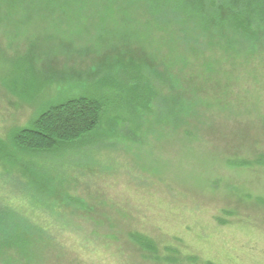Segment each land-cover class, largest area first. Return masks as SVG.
I'll use <instances>...</instances> for the list:
<instances>
[{
  "label": "rangeland",
  "instance_id": "1",
  "mask_svg": "<svg viewBox=\"0 0 264 264\" xmlns=\"http://www.w3.org/2000/svg\"><path fill=\"white\" fill-rule=\"evenodd\" d=\"M135 4H126L120 13L101 7L79 14L69 24L80 34L70 36L64 29L68 23L56 18L3 17L0 231L11 224L25 229L31 248L41 249L38 256L30 253V259L18 264H154L139 261L144 251L137 247L141 255L133 248L130 231L176 245L182 255L176 253L179 264H264V167L237 162L250 160L247 151L264 141V76L261 84L253 79L248 83L243 76L228 96L233 109L217 111L216 128L207 129L206 138L194 143L187 144L179 128L171 129L177 118L168 112V100L161 99L162 106L155 111L151 104L148 112L108 102L98 129L77 145L23 152L12 144L13 133L28 127L44 103L84 91L100 93L97 72L87 69L91 56H100V66H115L116 58L138 61L136 54L128 53L130 47L154 48L146 38L145 14ZM96 32L102 33L97 41ZM165 37L159 33L152 43L162 48ZM68 41L72 46L62 50ZM78 51L89 55L71 60ZM28 53L37 55L35 68L33 62L30 66L35 70L22 64ZM45 57L57 70L42 66ZM84 69L88 72L79 74ZM58 193L67 207L49 215L52 226L44 232L35 225L47 223L48 216L33 196ZM101 232L111 237L103 241ZM75 243L77 261L70 259ZM2 249L0 263L17 257L11 248L8 257ZM169 263L172 260L160 264Z\"/></svg>",
  "mask_w": 264,
  "mask_h": 264
},
{
  "label": "trees",
  "instance_id": "2",
  "mask_svg": "<svg viewBox=\"0 0 264 264\" xmlns=\"http://www.w3.org/2000/svg\"><path fill=\"white\" fill-rule=\"evenodd\" d=\"M89 2L94 6L90 8ZM135 2L138 3L135 4L138 11L145 14V25L148 26H145L146 38H149L148 44L154 48L147 50L148 48L143 47L137 51L130 47L128 53L130 56L136 54L138 61L133 62L131 58L129 63H124L122 59L116 58L115 66H100V56H91L92 65L87 69L90 74L95 75L97 72L94 77L100 82V93L89 94L84 91L44 103L28 127L13 133L11 141L16 148L23 152H43L66 144H80L98 129L108 112V102L113 103L112 107L148 112L152 105L155 111L158 110L162 106L161 99L168 100V112L173 115L172 118H177V122L170 124L171 129L179 128L182 139L187 144L194 143L199 138H206L207 129L213 125L216 128L218 123L214 114L217 111L233 109L228 96L233 93L234 88H239L243 76L248 83H251V79L256 84L263 82L264 0H0V24L8 14L28 17L40 15L56 18L60 24L67 22L64 29L68 30L67 35L70 36L71 33L80 34L76 28L71 27L79 14H88L87 11L91 14V9L96 11L101 7L120 13L126 4L135 7ZM124 9L122 13L125 14ZM157 14L163 20H159ZM107 31L113 29L108 28ZM59 33L63 35L62 31ZM159 33H166L162 48L156 46L155 42L152 43V38L155 39ZM94 34H97L95 41L102 35L97 32ZM59 44L62 43L59 41ZM72 44V41H68L66 47L61 49H70ZM83 55L78 51L75 54L77 58L71 60L82 61L89 54ZM33 56L32 53L22 56V64L30 67L33 62L35 68L38 60L35 59L37 55ZM45 59L46 65H42L44 68L49 72L57 70L52 60L47 57ZM33 67L30 69H34ZM86 71L84 69L78 72L82 74ZM37 72L40 74L38 68ZM242 90L245 93V89ZM117 94L119 96L116 99ZM253 102L256 106V100ZM237 107L234 106L236 111ZM247 152L252 158L237 161L239 164L264 167V141L261 147L257 146ZM61 194L49 198L33 196L41 211L48 216L47 223L44 220L43 224L35 225L38 229L45 232V228H51L49 215L60 213L67 207V204H61ZM76 223L79 227V221ZM28 236L31 235L27 230L12 224L2 228V253L10 256L8 249L11 248L18 257H12L13 260L8 264H18L19 261L30 259V253L36 256L40 254V248H31ZM128 236L135 244L134 249L138 247L144 251L142 255V251L136 249L142 255L139 256V261L143 258L144 262L154 264H160L163 260H172V264L181 262L176 258V253L180 254L178 247L168 244L164 239L152 241L147 237V240L144 239L145 235L133 231ZM100 237L104 241L111 234L101 232ZM7 244L9 248L4 250L3 245ZM77 244L72 247L75 254L70 255L73 261L78 259ZM104 246L110 250L111 244L106 242ZM170 251L175 252L170 255ZM178 257L181 258L182 255Z\"/></svg>",
  "mask_w": 264,
  "mask_h": 264
}]
</instances>
